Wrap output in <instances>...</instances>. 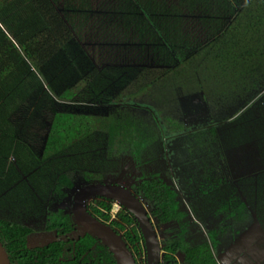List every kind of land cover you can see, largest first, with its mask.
Here are the masks:
<instances>
[{
    "label": "trees",
    "instance_id": "obj_1",
    "mask_svg": "<svg viewBox=\"0 0 264 264\" xmlns=\"http://www.w3.org/2000/svg\"><path fill=\"white\" fill-rule=\"evenodd\" d=\"M116 1L115 9L118 12L134 9L137 5L133 0H121V4L120 0ZM144 5L145 8L148 6L147 3ZM23 17L37 19L41 28L20 38V43L13 36L9 23L12 18L14 21H21ZM141 22L137 25L138 28L142 27ZM148 23L142 27L145 34L149 31ZM72 25L68 16L59 10L56 0H0V127L5 126L6 129L11 125L9 114L5 113L6 105H16L19 98H22L23 91L38 88L48 82L50 61L54 57L63 52L67 60L74 58L71 53L66 52L70 41L78 35ZM101 27H106L105 21ZM162 30L164 31V28ZM114 35L118 43L125 37L121 31L116 34V30ZM173 38L174 48L181 59L171 65L146 64L119 91L117 97L100 93L107 92L100 84L101 81L104 84L107 69L101 67L106 53L99 48H94L99 57L97 56L93 69L91 67L92 70L78 83L55 95L73 103L87 101L89 97L95 96L114 101L125 96L131 103L155 108L168 124V132L176 133L183 127L182 122L172 117L176 116L173 112L178 110L179 105L176 102L180 93H193L202 90L204 86L191 85L192 82H197L201 77L209 89L206 90L207 98L218 99L220 102L222 97H219V93L212 96L211 92L221 84L219 77L223 76L219 75L218 70L222 66L228 65L227 77L229 70L237 71L239 65L256 67L260 65L257 61L264 60V0L247 1L224 33L216 35L210 42L191 53H185L186 47H195L196 44L189 36L176 34ZM115 46L113 51L117 55L121 54L117 49L119 45ZM141 51L136 44L123 50L128 56L135 57L139 53L137 56L143 58L146 52ZM235 74L236 72L230 75L233 77ZM263 88L259 87L257 92ZM261 96L249 99V105L246 103L247 106H243L238 112L240 114L232 119V114H227L228 122L224 124V128L230 132L226 134L231 143L228 147L224 149L221 140L211 142L217 138V130L213 128L206 134V140L211 142L210 147L203 148L205 144L201 142V148L205 149L203 152H206L212 161L209 169H227L229 183L234 181L241 188L232 189L231 195L221 202L222 209L228 207L230 211L233 208L247 212L249 204L264 228V167L246 172L235 179L229 170V164L236 159L237 148L243 149V156L249 152L247 145L254 138L251 135L255 128H246L248 111L253 102ZM168 97L172 99V106ZM208 103L210 109H213L214 100ZM108 122L110 117L106 115H90L74 110L56 111L41 154L22 141L15 142V132L11 126L5 136H0V164L4 163L6 166L0 167V239L9 253L11 264H117L108 247L76 225L70 209H66L68 196L76 186L102 180L91 175L98 172L100 167L101 172L116 173L112 168L117 166L118 158L112 157L111 149H120L125 145L128 146L127 150L135 149L145 141L146 126L133 124L132 130L125 132L121 126L113 129ZM171 124L176 126L171 127ZM213 134L215 137H211ZM258 139L264 141V133L258 136ZM12 156L16 160L10 164L9 158ZM132 160L131 169L137 172V181L134 182L135 188L133 184L130 186L148 204L149 213L156 225L163 228L164 232L171 233L164 241L163 264H219L208 240L190 244L189 239L192 238L188 235L189 227L182 225L185 223L184 204L170 176L164 173L167 167H157L158 173H153L154 170L145 172L146 165L152 164L151 162H141L136 156ZM210 180L211 178L209 182ZM220 185L225 188L221 180L217 182V186ZM188 188L192 196L197 195L199 188L191 185H188ZM242 191L244 194L240 193L241 202L231 206ZM18 202L32 209L31 211H39L44 215L45 220L41 228L35 230L29 224L5 219L6 210L18 207ZM112 203L113 201L108 199L94 198L90 208L102 220L111 221L120 229H125L128 241L138 247L142 235L135 218L126 208L120 212L119 217L111 218ZM116 206L119 207L115 203ZM177 223L181 226H177ZM179 252L183 256L181 261L176 257Z\"/></svg>",
    "mask_w": 264,
    "mask_h": 264
},
{
    "label": "rangeland",
    "instance_id": "obj_2",
    "mask_svg": "<svg viewBox=\"0 0 264 264\" xmlns=\"http://www.w3.org/2000/svg\"><path fill=\"white\" fill-rule=\"evenodd\" d=\"M56 2L59 10L65 16H68V18H71V22L74 20L72 18L73 11H83L85 13L91 14L94 7L98 6V11L105 13L106 11H109L107 9L109 5L114 4V8L117 7L116 0H113L112 3L111 0H56ZM24 21H27V19H25L24 17L21 21H14L12 18L9 23L10 29L13 30V26L15 24H24ZM92 22L93 20H91V18L83 16V25L81 28L72 25L74 31H76L78 35L70 41L66 52L71 53L74 59H77L78 55H82L77 59V64L80 67H83L85 71H87L92 67V62L90 61V59L92 61L95 60V63L97 61L96 58L98 56V53L94 48H99L105 51V61L107 63L103 62L101 67H106L107 69L106 74L108 75V78L106 80V86L108 87V90L107 92H103V95L117 97L119 91L126 86V84L131 80V78L137 73L139 69L145 66V63H143V61L139 63L138 60L140 59L138 58H125L126 55L123 51L116 57L111 54L110 51L106 50V46L110 43L99 44V39L91 36L92 33L89 31H98L99 37L105 40L101 32H109L112 29L110 27L92 29ZM27 23L29 25L28 29L30 34L36 32L37 29L41 28V23L38 22V20L35 18L32 19L30 24L29 21ZM20 29H24V26L20 27ZM92 38H94V40ZM18 40L21 43L20 38H18ZM80 47H82V49H80ZM146 47L148 52H146V55L143 58L144 61H148L147 63L149 64H151L150 62H154V64H156L155 62L157 59L153 60L154 51L151 50L150 46L146 45ZM190 49L188 48L185 53H189ZM171 52L175 55H173L171 58V60L173 61L172 64L174 63V61L181 59L180 56H178L177 51L171 49ZM84 53L86 54L84 55ZM65 56L66 55L63 52H60L58 54L57 57L60 59V64L69 62V59L67 60ZM257 62L260 65L256 67H252L250 65V68H248L244 66L241 67V65H239L237 66V71L232 69L229 70L227 77L226 73L228 65L222 66L218 70L219 75L223 76L219 77L221 80V84L218 85V89L211 92L212 96H217V94L219 93L222 97L220 98L222 101L219 102L218 99L207 98V92L203 87L202 90L190 93V95L181 93L179 100L177 102L175 101L176 104L179 105L178 110L173 112L176 116H172L175 117L177 121H180L182 123L185 122L186 126L191 125L192 127L195 126L197 128H199L198 126H200V124L209 125L210 123H214L215 121L217 122L220 119L225 120L226 123L228 122L227 119L229 117H226L227 114H232V119L234 116L240 114L238 112L241 111L243 106L249 105V99L255 98L258 95H262L258 100L253 102V104L249 108L250 110L248 111L249 120L246 123V128H255L254 133L251 135V137L254 138L247 145V150L249 152L245 154V156H243L242 148H237L238 150L236 151V159L238 161L237 164H241V166L239 168L237 167V169L243 168L242 171H244V173H250L264 167V141L258 139V136H262V134L264 133V88L260 92H257V89L259 87H264V60H259ZM239 68L242 69V75V72H240ZM249 70H251L252 72H250ZM235 72L236 74L231 77L230 74ZM52 78L53 76H51V79ZM55 80H57V78ZM98 81H100V78L98 79ZM205 84L206 81L199 77L198 81L192 82L191 85L205 86ZM44 89H46L45 86ZM41 91L43 92V87H41V89L39 90V92ZM168 98L169 104L172 106V99L171 97ZM27 100L28 102L25 104V106H28V110L26 109L28 115L29 99ZM115 100H117L118 102L114 101L113 99L110 100V122H108V125L113 127V129L115 130L120 128L121 126L122 128H124L125 132H127V130H132L131 126H133V124H139V126H146L147 135H145V141L141 143V146L136 147L135 149L132 148L127 150V145L120 149H111L112 152L109 153L112 155V157L115 156V159L118 158L117 166L114 165L112 168L113 172L116 173H108L107 171L101 172L100 167L98 172L95 171L96 173H92L91 175L96 179H102L96 181H118L127 185L133 184V187L135 188L134 182L137 181V172L132 171L131 169L133 166V157L136 156L141 162L147 161L152 163L146 165L145 172H151V170H154L153 173H158L159 169L157 167H167L168 170H164V173L167 174V176H170L171 180L173 179V183L175 184L179 196L183 201L184 211H186L185 213H187H184L183 220L185 221V223H182V225L189 227L188 235H190V238H192V240H190L188 236L190 244L193 245L194 243H197L203 239L210 240L212 242L214 240L215 234L213 230L209 228L208 222H211L212 224L219 223L224 219L226 212L225 210H230V208L227 209V207L225 209H222L221 202L223 200L220 201V199L222 198H224V200L227 199L233 191L232 189L227 188L229 186V179L227 178L228 176H226L227 169L225 171H220L219 169H217V172L211 176L212 179L209 182V177H206V175L211 171V169H209V166L211 168L212 161L205 155L206 152H203L204 154L202 153V148L199 145L198 140L196 141V139L200 136L185 134L191 132H185L184 134L169 133L168 124L161 117L160 112H157L155 108H146L143 107V105L131 103V101H128V98L125 96L116 98ZM207 100H214L213 109H210ZM99 101H104V99L99 98ZM43 102L44 98L41 99V103ZM85 102L86 101H84V103ZM246 103L248 104L246 105ZM23 106L24 105H22L21 107ZM51 106L56 107L54 102L51 103ZM174 106L176 107V105ZM34 109L37 110L38 107L36 106ZM80 109L84 112H88L90 111L91 107L87 104H84L80 105ZM208 111L210 113H208ZM209 115L211 118L209 117ZM13 118L16 121H19L20 119H22V115L15 114L13 115ZM173 126L176 125L171 124V127ZM186 126L185 124H183L182 128H187ZM214 126L216 125H212L211 127ZM224 127L220 129L221 139L223 137L225 138L226 134L230 133L228 129H225ZM25 131L22 130L20 136L21 138H25V140L29 142V139H27L29 137V133ZM198 132L202 134L201 131ZM211 137H214V134ZM224 138L222 143L225 144L226 147H228V145L231 143L228 141V139L224 140ZM211 142L216 143L217 141L212 139ZM211 142L210 144H205V146L210 147L209 145H211ZM117 150H119L118 153ZM204 150L205 149H203V151ZM10 160L12 163H15L14 156ZM138 165L140 166V164ZM115 168L117 169L115 170ZM26 176L27 174H25V177ZM219 180H221L222 183L225 184L224 191H221L223 189L221 185L217 186V182ZM188 185H191L197 189L199 188L197 195L192 196L193 198L195 197V199L200 200L197 204L198 208L196 207L195 209V214ZM78 186H76L72 190L71 195L68 196L66 209L71 208L73 191ZM93 200L94 199H91L90 203H92ZM18 204V207L14 206V209L6 210L5 216L7 217L5 219L29 224V226H32L35 230L43 226V222L45 219L42 213H40L39 211H31L32 209H30L26 205H22L21 202H18ZM123 209L124 208H122L121 206L115 207V202L114 204L112 203V208L110 211L111 218L119 217V214ZM198 209H200L201 211H199ZM26 220L28 223L26 222ZM176 225L181 226L179 223H177ZM161 234L163 237V232H161ZM261 237V234H258V238L261 239ZM250 239L251 240H249V243L255 244V241H253V237H251ZM255 247L258 252L256 262L258 263L261 260L259 264H264V250L263 252L261 251L262 249H264V246L261 243H257ZM176 257L179 261L182 260L181 253L177 254Z\"/></svg>",
    "mask_w": 264,
    "mask_h": 264
},
{
    "label": "crops",
    "instance_id": "obj_3",
    "mask_svg": "<svg viewBox=\"0 0 264 264\" xmlns=\"http://www.w3.org/2000/svg\"><path fill=\"white\" fill-rule=\"evenodd\" d=\"M113 0H111L112 3ZM137 2V5L134 9L122 10L118 12L114 8V4L108 6V10L105 13L98 11V6H95L92 10L91 14L85 12H74L72 14V24L76 27L81 28L83 25V16L87 18H91L93 22L91 23L92 29L101 28V24L103 21L106 22V27L112 28L109 32H101L104 39L99 37L98 31H89L92 33L91 36H94L96 39H99V44H109L106 47V50L110 51L111 54L117 55L113 50L116 49V45H119L117 48L118 51H123L129 49L133 44H136L139 49H142L144 52L147 51L146 45L150 46L151 50L154 51V58L156 60V64L154 62L147 63L148 61H144L143 58H139L136 54L135 57L128 56L127 54L125 58H138L139 63L143 61V63L154 65V66H162V65H171L172 64V54L171 49L177 51L174 48L173 36L177 35H185L189 36V38L196 44L195 47L189 46L186 49H190V52L198 49L203 44L210 42L213 38L218 34H222L229 28L231 21L233 18L238 15L240 11L243 9V5L249 0H133ZM144 3H147V7L145 8ZM93 4V2H92ZM152 4V5H151ZM71 11V10H69ZM25 18V17H24ZM27 21L24 24H18L13 26V36L15 39L24 38L29 34V24L31 23V19L25 18ZM70 22H71V18ZM142 20V22H141ZM149 21V23L147 22ZM141 22V26H145L146 23L149 25V31L145 34L142 31V27L138 28L137 25ZM24 29H20L23 27ZM164 28V31L162 30ZM90 30V29H89ZM114 30H116V34L121 31L125 34L123 40L119 43L116 40V35H114ZM86 32V31H85ZM84 32V33H85ZM88 32V31H87ZM168 34V35H167ZM94 40V38H92ZM116 40V41H115ZM142 47V48H140ZM141 51V52H142ZM106 53V52H105ZM178 53V52H177ZM188 54V53H187ZM114 55V56H115ZM82 56L78 55L77 59ZM124 56V55H123ZM175 56V55H174ZM116 57V56H115ZM124 58V59H125ZM77 59H69V62L65 64H60L59 59L54 57L50 63L51 68L49 71V80L46 84L39 86L38 88H31L29 91H23L21 93L22 98H19L18 103L15 105H6L5 113L9 114V120L11 121V125H8L7 128L0 127V136L2 134H6L11 126L12 131H14L15 142H23L31 149H35L38 151V154H41L43 145L46 141L48 129L52 124V117L54 112L56 111H70L74 110L78 113H87L90 115H106L109 117L110 110V100L107 98L104 101H99L98 96L89 97V99L84 103V101L79 103H73L66 101L64 99H59L56 97V93H61L65 88L70 87L74 83H78V81L88 72V70L93 69V65L95 60L92 62V69H88L85 71L83 67H80L77 64ZM179 61V60H177ZM177 61H174L177 62ZM87 62V61H86ZM106 62V61H104ZM107 63V62H106ZM173 63V64H174ZM96 64V63H95ZM89 65V64H88ZM56 69V70H55ZM55 70V71H54ZM51 76L53 78L51 79ZM57 78V80H55ZM108 75L106 74L104 84L101 81V87H104L108 90L106 86V80ZM55 80V81H54ZM44 86L46 89H44ZM43 87V92H39V90ZM206 90H209L207 86H202ZM202 88V89H203ZM103 90V89H102ZM100 93H103L101 91ZM183 94V93H182ZM190 95V93H185ZM208 95V94H207ZM181 96V93L179 97ZM220 97V94H219ZM44 98V102L41 103V99ZM29 99V114L27 115V107L25 104ZM54 102L56 107H52L51 103ZM87 104L91 107L90 111H82L80 109V105ZM24 105L23 107H21ZM38 107L35 110V107ZM65 106V107H62ZM27 109V110H26ZM49 112V113H48ZM24 113V115H23ZM208 113H210L208 111ZM22 115V119L16 121L13 118V115ZM210 117V115H209ZM211 118V117H210ZM223 120V119H222ZM221 119L217 122L210 123L209 125L200 124V126L192 127L191 125L185 126L187 128H182L176 133L187 135H198L199 145L201 146V142L204 144H210V140H206L208 132L210 133L213 128L217 130L215 136H217L216 141L221 140V126H225V120ZM223 125H222V124ZM212 125H216L211 127ZM190 126V127H189ZM27 129V130H26ZM22 130H26L25 132L29 133V142L25 140V138H21L20 134ZM198 131H201L199 133ZM206 135V136H205ZM214 136V137H215ZM227 137L224 138L226 140ZM235 145V140L233 141ZM223 148L225 144H222ZM221 145V146H222ZM202 147V146H201ZM205 145H203V148ZM203 153V149H202ZM204 154V153H203ZM209 157L208 154H205ZM212 157V156H211ZM11 158H9L11 164ZM236 158V157H235ZM16 160V158L14 157ZM215 159H213L214 161ZM244 161V160H243ZM237 159H235L232 163L229 164V170L231 172L232 177L238 178L239 176L244 175L243 168L237 169L241 166V164H237ZM5 166V164H0L1 166ZM21 169V168H19ZM217 172V169H211V173H208L206 177L211 178L213 174ZM212 179V178H211ZM173 182V179H172ZM235 184L234 181L230 182L229 185ZM228 189H236L241 190L238 184L232 185V187L228 186ZM222 189L221 191H224ZM189 191H191L189 189ZM240 193L243 195L244 192H239V196H236V201L231 203V206L237 205L238 202H241ZM192 197V195H191ZM224 200V198L220 199ZM200 200L192 197V205L194 209V214L196 213L195 209L198 208L197 204ZM245 204H247L245 202ZM248 205V211H239L233 210H225V216L222 221L217 224H212L208 222L209 228H211L215 234L214 240L209 243L213 249L214 255L219 264H259L256 262L257 259V249L255 245L257 243H261L264 246V228L256 219V215L254 210ZM228 208V207H227ZM201 211L200 209H198ZM233 210V211H232ZM239 211V212H237ZM242 212V213H240ZM258 234H261V239L258 238ZM253 237V241L255 244L249 243L250 238ZM252 241V242H253ZM264 249L261 251L263 252Z\"/></svg>",
    "mask_w": 264,
    "mask_h": 264
},
{
    "label": "water",
    "instance_id": "obj_4",
    "mask_svg": "<svg viewBox=\"0 0 264 264\" xmlns=\"http://www.w3.org/2000/svg\"><path fill=\"white\" fill-rule=\"evenodd\" d=\"M104 197L125 207L137 220L145 238L146 250L160 251L157 228L143 199L129 186L118 181L85 182L73 191L70 211L76 225L98 239L112 252L117 264H138L129 243L122 233L89 208L90 200ZM0 264H11L9 253L0 239Z\"/></svg>",
    "mask_w": 264,
    "mask_h": 264
},
{
    "label": "flooded vegetation",
    "instance_id": "obj_5",
    "mask_svg": "<svg viewBox=\"0 0 264 264\" xmlns=\"http://www.w3.org/2000/svg\"><path fill=\"white\" fill-rule=\"evenodd\" d=\"M125 184V183H124ZM127 185V184H126ZM130 186V185H129ZM131 187V186H130ZM132 188V187H131ZM133 189V188H132ZM136 192V191H135ZM137 193V192H136ZM138 194V193H137ZM139 195V194H138ZM140 196V195H139ZM141 197V196H140ZM98 199H107V198H104V197H97ZM96 198V199H97ZM142 198V197H141ZM94 199V198H93ZM143 199V198H142ZM109 200V199H108ZM91 201V200H90ZM144 201V199H143ZM145 202V201H144ZM146 204V202H145ZM146 206H148V204H146ZM89 208H90V205H89ZM125 208V207H123ZM148 208V207H147ZM91 210V208H90ZM92 211V210H91ZM136 220V219H135ZM137 222V220H136ZM153 222L155 224V227L157 228V232H158V236H159V239H160V245H161V249L160 251H156L154 250L152 253H149L147 250H146V246H145V238L143 236V233L140 229V226L137 222V225L139 227V231L142 235V240H141V243L138 244V247L136 246V244L134 243H130L128 241V237L126 235V230L125 229H120L119 227L115 226L111 221H109L108 223H110L112 226H114L115 229H117L119 232L122 233L123 237L125 238V240L129 243L131 249L133 250L134 254H135V257L137 259V262L138 264H163V259H164V253H165V250H164V241L167 237H170L171 233H166L163 231V228L161 229L160 227H158L155 223V220L153 219ZM82 228V227H81ZM161 232H163V237H162V234ZM140 245V247H139ZM141 248V249H140ZM181 253V252H179ZM177 253V254H179ZM182 254V253H181ZM182 259H183V256H182ZM179 261V260H178ZM181 261V260H180Z\"/></svg>",
    "mask_w": 264,
    "mask_h": 264
},
{
    "label": "clouds",
    "instance_id": "obj_6",
    "mask_svg": "<svg viewBox=\"0 0 264 264\" xmlns=\"http://www.w3.org/2000/svg\"><path fill=\"white\" fill-rule=\"evenodd\" d=\"M112 201V200H111ZM113 203H114V201H113ZM120 205V204H119ZM121 206V205H120ZM122 207V206H121ZM123 208V207H122Z\"/></svg>",
    "mask_w": 264,
    "mask_h": 264
},
{
    "label": "bare ground",
    "instance_id": "obj_7",
    "mask_svg": "<svg viewBox=\"0 0 264 264\" xmlns=\"http://www.w3.org/2000/svg\"><path fill=\"white\" fill-rule=\"evenodd\" d=\"M115 203H117V202H115ZM118 205H119V203H117ZM120 206V205H119Z\"/></svg>",
    "mask_w": 264,
    "mask_h": 264
}]
</instances>
